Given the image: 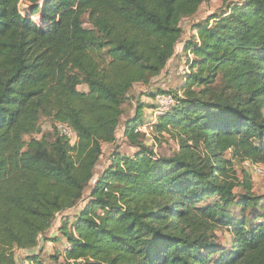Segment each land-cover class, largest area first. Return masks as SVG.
I'll return each instance as SVG.
<instances>
[{
	"label": "trees",
	"instance_id": "obj_1",
	"mask_svg": "<svg viewBox=\"0 0 264 264\" xmlns=\"http://www.w3.org/2000/svg\"><path fill=\"white\" fill-rule=\"evenodd\" d=\"M22 1L0 0V264L41 239L64 244L53 264H264V197L235 170L264 167V0L232 1L193 27L185 84L153 125L179 143L171 157L136 132L154 112L144 118L139 101L126 117L125 106L213 0H25L27 13ZM42 117L54 132L38 139ZM121 127L133 154L116 148L98 174Z\"/></svg>",
	"mask_w": 264,
	"mask_h": 264
},
{
	"label": "rangeland",
	"instance_id": "obj_2",
	"mask_svg": "<svg viewBox=\"0 0 264 264\" xmlns=\"http://www.w3.org/2000/svg\"><path fill=\"white\" fill-rule=\"evenodd\" d=\"M235 1V0H229L228 3L225 5L223 4L222 0H214L211 4H207L202 9L199 11V13L192 19H188L183 21L182 23V28L184 30V35L183 38L180 42V45L178 47V55L172 62H170L167 72L170 73L169 78H165L163 80H160L158 84L155 85L154 91L156 92L157 90L163 91L166 94L168 92L173 91L181 88L183 84H185V76L188 75L187 73V62L189 57L192 58L191 54H188L184 51L185 45L191 41H193V27L196 24L199 23H204L211 15L217 14L221 15L227 10V5H229L230 2ZM42 4V3H41ZM29 8V5L26 1L21 2L20 4V10L24 13H27ZM37 23L40 21L39 16H34L33 18ZM166 72V71H165ZM139 87V86H138ZM176 87V88H175ZM175 88V89H174ZM79 90L84 92L87 91V88L85 86H80ZM131 98L133 100V103L126 104L125 106V111H126V117H133L135 113V104L136 101L138 100V97L133 93L131 95ZM152 104V102H149ZM149 117V114L146 115ZM40 125V133L36 134L34 137L41 139L43 135L49 134L51 132H54V126L47 120L45 117H42L39 121ZM30 137H26V141H29ZM152 140V148L155 150L156 154L161 156V157H171L175 152L178 151L179 149V143L173 139H171L167 135H154L150 138ZM72 143V141H71ZM118 148L120 152L122 153H132L134 149L123 139V128L121 127L119 132H118V140L117 143L114 147H108L106 146L104 149L105 156L102 158V161L100 163V166L97 168V173L100 174L107 166H109V159L106 157L107 154H112L115 149ZM227 158L232 157L231 153H228L226 155ZM235 170L237 171L238 178L243 181L246 177L248 180L251 182L252 187H253V193L256 196H259L261 198L264 197V174L263 173H257L254 165L248 164L246 162L244 163H239L235 162ZM236 193L243 194V190L241 188L237 189ZM89 195V189L87 190L85 194V198H87ZM80 207V206H79ZM78 207V209H79ZM76 209V210H78ZM73 211V213H69L68 215H71L72 219L69 221L70 223L73 222L74 218V213L76 212ZM229 218L231 217V214H228ZM61 220L60 217L57 218L54 227L57 225V223ZM59 226V225H58ZM56 230V229H55ZM227 231V230H225ZM58 231L56 230L55 233ZM54 233V234H55ZM53 232H50L47 234V236L51 237ZM219 243L220 244H227L230 241V235L227 232H220L219 233ZM62 243V241H61ZM34 256H39L41 258V261H43L45 264H53L55 256L60 258V262H62L63 258L60 257V254L64 252V244H52L48 243L45 244L44 242H40V246L35 249L34 251ZM31 256V255H30ZM54 256V257H53ZM16 257L18 260V264H30V262H27V259L29 257L28 252H23V251H18L16 253Z\"/></svg>",
	"mask_w": 264,
	"mask_h": 264
},
{
	"label": "built area",
	"instance_id": "obj_3",
	"mask_svg": "<svg viewBox=\"0 0 264 264\" xmlns=\"http://www.w3.org/2000/svg\"><path fill=\"white\" fill-rule=\"evenodd\" d=\"M25 0H23L22 2H24ZM187 73L186 74H189L188 72V69L186 70ZM156 109L154 111V119L151 123H145V124H142L140 126L137 127L136 129V132L137 133H142V134H145L146 138L152 143V140H150V138L152 137L153 135V125L156 123L157 121V118L168 113L173 107L176 106V101L174 99V97L170 94H159L157 97H156ZM57 131L59 132V134L62 136V137H65L67 138L70 143L72 141L71 144H75L76 142V135L75 133L72 131V129L65 125V124H58L57 126ZM248 164H251L249 162H246ZM255 169H256V172L257 173H263L264 174V167L263 166H254Z\"/></svg>",
	"mask_w": 264,
	"mask_h": 264
},
{
	"label": "crops",
	"instance_id": "obj_4",
	"mask_svg": "<svg viewBox=\"0 0 264 264\" xmlns=\"http://www.w3.org/2000/svg\"><path fill=\"white\" fill-rule=\"evenodd\" d=\"M214 1V0H213ZM212 1V2H213ZM211 2V3H212ZM210 3V4H211ZM205 6V5H204ZM203 6V7H204ZM202 9V8H201ZM188 20V19H187ZM194 32V34H193V38H194V36L196 35V33H195V31H193ZM180 45V44H179ZM179 45H178V47H179ZM187 45V44H186ZM186 45H185V47H186ZM178 47H177V50H178ZM176 50V54H175V56H174V58H176L177 57V55H178V51ZM184 51H185V49H184ZM188 54H190V53H188ZM174 58L172 59V61L174 60ZM189 58H191V57H189ZM192 59V58H191ZM190 59V60H191ZM189 60V59H188ZM171 61V62H172ZM188 69V68H187ZM168 74H170V73H168L167 72V70H166V72L165 73H163L160 77H158V78H156L149 86H142V85H138L136 88H135V90L133 91V93L138 97V100L136 101V103H134L135 104V113H134V116H135V114H136V110H137V103L140 101V104L141 105H143L144 106V109H143V112H144V118H147V114H151L152 112H154V110H155V101L153 100V98H152V96H151V93H152V91H154V87H155V85L156 84H158L159 82H160V80H163V79H165V78H169V75ZM165 77V78H164ZM176 88V87H175ZM174 88V89H175ZM132 93V94H133ZM149 102H152V104H150ZM131 103H133V100L131 101ZM124 121H126L125 120V118H124V120L122 121L123 123H124ZM123 139H124V137H123ZM125 140V139H124ZM109 147V146H108ZM131 155L133 154V152L132 153H130ZM110 155L111 154H107V158L109 159L110 158ZM102 161V160H101ZM109 165H110V160H109ZM60 226V223L58 222L57 223V225L52 229V230H50L48 233H50V232H53V234H52V236L51 237H49V236H47V238H54V237H57L58 235H59V232H57V233H55V231L57 230L58 231V228H59V226ZM56 229V230H55ZM55 233V234H54ZM43 242V241H42ZM45 244H48V243H52V242H48V243H46V242H44ZM52 244H54V243H52ZM37 249V248H36ZM35 250V249H34ZM34 250H32V251H23V252H28L29 253V256L30 255H34ZM18 261V260H17Z\"/></svg>",
	"mask_w": 264,
	"mask_h": 264
}]
</instances>
